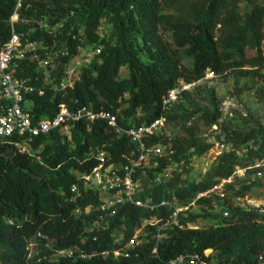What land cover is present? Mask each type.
<instances>
[{"label":"trees","instance_id":"obj_1","mask_svg":"<svg viewBox=\"0 0 264 264\" xmlns=\"http://www.w3.org/2000/svg\"><path fill=\"white\" fill-rule=\"evenodd\" d=\"M262 1L23 0L17 10L19 0H0V51L13 31L24 34L29 41L42 43L46 48L44 55L63 47L66 50L52 68V83L43 79L42 71L29 58L16 62L17 77L30 79V85L36 88L26 95L35 120H50L66 106L71 112L87 107L95 114L115 115L123 129L149 124L162 116L169 123L172 103L165 106L163 102L179 84L201 81L209 71L220 77L233 73L258 76L264 81ZM241 4L247 5L248 10L243 12ZM16 11L19 19L12 24ZM103 19L111 23L112 43L101 40L97 32ZM61 23L57 32L50 30ZM141 27L146 29L155 51L148 62L142 60L134 41L135 32ZM91 44L104 46L101 54L81 69L74 86L56 89L79 47ZM250 51L256 55L250 57ZM185 59L191 60L190 67L184 64ZM124 68L129 74L122 78ZM214 109L202 116L210 127L222 115L218 107ZM68 125L70 134L56 129L35 137L31 141L32 155L20 154L12 143L0 142V264H170L187 253L204 256L206 250H212L209 259L219 262H264V215L240 207L231 211L229 218H223L219 227L212 225L205 230L191 228L195 216L188 218L187 212L179 217V226L167 231L168 238L160 242L151 238L130 258L75 261L62 257L52 261L45 242L36 238L38 234L54 238L60 250L80 245L88 218L76 217L74 210L101 203L93 192H81L72 200L71 188L78 182L75 173L89 172L98 166L102 151L109 153V164L127 163L136 154L130 137L118 134L106 120L81 118ZM160 133L148 137L146 147L151 150L162 146L168 156H154L149 166L139 172L144 186L141 197H150L154 202L176 196L184 205L196 202L203 208H214V199L197 200L198 194L224 180L241 181L235 176L238 170L248 173L253 161L264 160V128H225L221 140L232 145V149L223 153L200 181L180 186V165L203 156L214 143L201 141L191 128L183 127L182 136L173 140ZM243 148L247 150L245 157L240 153ZM175 165L171 180L157 186L151 182L155 173ZM170 212L165 208L147 212L125 207L120 216L126 217L131 230L150 214L168 217ZM154 229L150 228L151 232ZM31 240L37 247L29 257ZM89 243L86 248H90ZM155 246L157 254L153 252Z\"/></svg>","mask_w":264,"mask_h":264},{"label":"built area","instance_id":"obj_2","mask_svg":"<svg viewBox=\"0 0 264 264\" xmlns=\"http://www.w3.org/2000/svg\"><path fill=\"white\" fill-rule=\"evenodd\" d=\"M22 1L19 0L17 10L21 8ZM18 19L19 15L16 11L11 19L12 24L17 22ZM39 45L43 47L42 43L29 41L24 34L13 31L9 42L0 51V142L12 143L20 154L32 155L34 149L31 147V141L35 137L56 129H62L66 134H70L69 121L74 122L81 118H87L89 120L101 119L108 121V124L118 134H127L136 146L135 156L128 158L127 163L109 164V153L102 151L98 154V166L89 172L75 173L78 182L71 188L72 200H75L81 192H93L99 195L101 203L98 206L89 204L85 207L75 208L74 214L76 217L84 215L88 218L80 245L60 250L54 238H49L42 233L38 234L36 238L43 240L45 248L51 253L49 258L52 261H59L62 257L73 258L75 261H90L96 257L116 260L130 258L139 247L149 242L151 238L156 239L158 242L168 238L167 231L174 225L179 226V217L186 215L191 206L196 205V202L188 206L182 204L176 196L160 202H154L150 197L143 198L141 197L144 191L143 178L139 175L140 171H144L149 166L154 156L162 155L160 146L148 150L146 139L160 133L161 129L168 124L167 118L162 116L149 124L123 129L119 126L117 117L110 113L95 114L87 107L71 112L68 107L62 106L54 118L35 120L34 115L27 106L29 101L26 100V95L35 92L36 88L30 85V79L17 77L15 68L17 61L29 58L36 64L37 69L42 71L43 79L47 83H52V68L55 67V64L48 57H42L35 53ZM101 52L102 48L97 47L93 55L98 56ZM81 69H83L81 60L71 61L56 89L63 90L74 86L80 79ZM214 75L212 71L207 73L208 77ZM40 94L43 95L44 92L40 91ZM178 94H180L179 88L174 89L169 97L164 99L163 104L165 106L170 105L175 101ZM221 109V111H224L226 108ZM231 115L233 116V114ZM231 149L232 145L222 143L218 145L217 151L210 149L208 152L213 151L215 154L214 159L217 161L223 153ZM213 153L211 152L209 156H213ZM172 177L173 166H169L155 173L151 182L157 186L168 182ZM215 197L223 202L227 200V195L223 191H218V186L198 194L197 200L201 198L213 199ZM125 207H136L147 212L165 208L169 212L171 211V215L158 217L150 214V216L142 218L130 230L126 225V217L124 215L120 216V210ZM224 216L229 217L230 212L226 210ZM152 227L155 228L153 232L150 230ZM88 243L90 248H86ZM36 247L37 243L31 240L28 245L29 257L33 256ZM153 252L158 253L157 246H155ZM211 254L212 250H206L204 256L198 253H187L171 260L170 264H234L211 260L209 259ZM259 264H264V262Z\"/></svg>","mask_w":264,"mask_h":264},{"label":"rangeland","instance_id":"obj_3","mask_svg":"<svg viewBox=\"0 0 264 264\" xmlns=\"http://www.w3.org/2000/svg\"><path fill=\"white\" fill-rule=\"evenodd\" d=\"M261 3L264 4V0ZM241 10L243 12L247 11L248 6L241 4ZM46 23L45 21L42 25L46 26ZM62 26L63 24L61 23L50 28V30L57 32ZM97 32L101 40L109 43L114 41L113 29L107 19L101 21ZM81 34H84L83 29ZM134 41H136L142 60L148 62L155 51L151 43L148 42L145 28L141 27L135 32ZM97 47L104 49V46L96 44L80 46L77 55L71 60H81L83 68L88 67L96 60L93 52ZM35 53L43 56L46 54V48L39 45ZM64 54H66V50L64 51L63 47L58 52L44 56L55 62L56 67L58 65L57 60ZM248 55L250 57L255 56L256 52L250 51ZM184 64L190 67L191 60L185 59ZM128 74V70L124 68L121 72V77L125 78ZM55 77L56 79H54L58 80L59 77ZM63 77L64 75L61 76L60 80ZM178 88L181 94L177 95L169 109V114L172 118L160 133L170 140L182 136L183 127L191 128L201 141L213 142L214 146L212 149L217 151L218 145L223 143L221 134L225 128L241 131H248L251 128H264V81L258 76H236L233 73L226 77L216 75L208 77L206 75L201 81L193 84H179ZM184 91L187 93L184 94ZM27 106L30 107L31 103L27 102ZM214 106L219 108L222 115L216 125L210 127L202 116L204 112H214ZM221 108L226 109L221 111ZM255 148L257 147L255 146ZM160 152L162 155L168 156L162 146ZM211 152L213 153V151ZM211 152H207L206 155L204 154L201 157H193L189 164L180 165V172L178 173L180 186L200 181L204 177V174L216 162L214 153L213 156H209ZM240 153L245 157L247 150L243 148ZM176 169L177 165L173 166V172ZM249 169L248 173L242 169L236 172L235 176H238L241 181L224 180L218 185V191H223L227 195L225 202L215 197L213 198L214 208L209 205L206 208L198 205L191 206L188 211L189 214L187 213L188 218L195 216L194 221L191 222V228L205 230L212 225L219 227L223 218H229L224 216V212L228 210L231 215V211L238 207L245 211H256L264 215V160L253 161Z\"/></svg>","mask_w":264,"mask_h":264}]
</instances>
